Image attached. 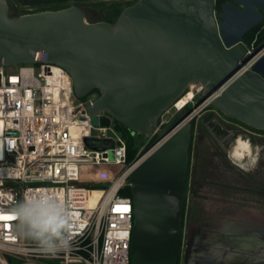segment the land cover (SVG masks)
<instances>
[{
	"label": "water",
	"instance_id": "95a60500",
	"mask_svg": "<svg viewBox=\"0 0 264 264\" xmlns=\"http://www.w3.org/2000/svg\"><path fill=\"white\" fill-rule=\"evenodd\" d=\"M0 0V67L40 63L63 67L78 98L98 91L87 113L108 127L112 119L132 133L157 137L129 181L134 206L132 264H178L181 220L190 163L191 118H160L192 84L204 102L224 115L264 131V42L247 54L244 37L264 20V0H138L115 23L89 22L69 7L12 17ZM173 133V134H171ZM163 141V142H162ZM162 142V143H161ZM105 151L111 140L86 139ZM160 144V145H159Z\"/></svg>",
	"mask_w": 264,
	"mask_h": 264
},
{
	"label": "built area",
	"instance_id": "2783aa9c",
	"mask_svg": "<svg viewBox=\"0 0 264 264\" xmlns=\"http://www.w3.org/2000/svg\"><path fill=\"white\" fill-rule=\"evenodd\" d=\"M256 47L254 41L247 54ZM263 52L243 69L251 70ZM38 65V71L34 65L15 66V72L0 67V216L13 217L0 220V264H132L134 206L132 197L122 192L130 187L132 169L152 147L128 163L127 143L113 128L114 120L108 127H96L92 119L108 114L87 113L99 95L77 103L81 98L63 67ZM196 86V95L205 91L202 84ZM178 103L171 107L177 113L183 109ZM163 125L159 120L158 129ZM151 137L155 141L156 132ZM86 139L111 140L112 146L95 150ZM85 167L104 169L85 174ZM106 180L110 185L103 198L91 206L92 186ZM40 193L54 195L71 210L69 245L55 255L40 253L34 242L21 237L12 215L16 202Z\"/></svg>",
	"mask_w": 264,
	"mask_h": 264
},
{
	"label": "flooded vegetation",
	"instance_id": "af4514ba",
	"mask_svg": "<svg viewBox=\"0 0 264 264\" xmlns=\"http://www.w3.org/2000/svg\"><path fill=\"white\" fill-rule=\"evenodd\" d=\"M260 28L264 31V20ZM188 92L187 90L184 95ZM196 96L194 93L189 101L188 98L183 100L184 103L188 102L180 111L191 118L192 141L181 220V248L178 264L181 262L182 255L185 256L183 264H230L229 261L221 263L210 259L211 251L202 252L205 245L201 232L205 227L199 223L202 222L203 215L206 213V209L201 205L204 202L202 197L212 194L215 190H221L229 193L230 197H242L245 201L264 200V131L253 129L222 112L218 117L223 116L221 120L227 125H223L218 117L212 115L204 117L205 113L212 109L207 108L208 104L205 105L203 95L199 100ZM237 135L241 138L250 135L248 141L255 147L257 160H260V155H263L259 162L243 163L233 158L232 148L239 139L235 138ZM195 140H197L196 147L193 144ZM250 165L254 166L253 169H248ZM189 197L195 201L191 206L188 203ZM234 254L233 251H226L224 247L218 249L219 257L226 255L231 257ZM244 254L246 253H236L241 256ZM229 257L228 260H232Z\"/></svg>",
	"mask_w": 264,
	"mask_h": 264
},
{
	"label": "rangeland",
	"instance_id": "374dc122",
	"mask_svg": "<svg viewBox=\"0 0 264 264\" xmlns=\"http://www.w3.org/2000/svg\"><path fill=\"white\" fill-rule=\"evenodd\" d=\"M138 0H8L10 4V14L12 17H18L24 14L38 13L48 10H60L69 7H79L86 13L89 22L105 21L113 13L114 7L126 8L129 5H133ZM255 38V32L248 33L245 42L249 46ZM248 51V48H245ZM36 71H38L39 65H34ZM16 68H10L9 72H15ZM199 86H196L194 90L188 89V91H194L196 93ZM204 93V92H203ZM203 93L198 94L196 99L199 100ZM97 96L98 93L94 92ZM87 98H81L77 100V103L85 101ZM177 104L178 107H183L184 101L180 99ZM191 106H189L190 108ZM209 110L206 115H212L218 117L222 114L219 109L213 105H208ZM177 114V110L171 108L168 113H165L160 119V123L163 122V126L167 125L173 117ZM218 117L220 120L222 119ZM223 125H227L226 122L221 120ZM113 128L123 138H128L136 143V158L143 156L153 145L154 137L138 136L131 131L128 132L126 127L119 122H113ZM98 132L94 131V135ZM108 135H112L108 132ZM250 136V135H249ZM249 136L243 137L248 140ZM239 138V135L235 137ZM194 147L197 146V140L193 143ZM253 144V143H252ZM261 157L263 155H260ZM261 157L259 158L261 160ZM110 160H113V153H110ZM260 160H257L259 162ZM253 165H250L248 169H253ZM85 167L84 169H86ZM98 169H104L103 167H89L84 171L85 174H98ZM94 171V172H93ZM94 174V175H95ZM98 184L93 185L89 193L90 203H98L104 196L106 189L110 185V181H100ZM130 183V181H129ZM228 194V195H226ZM189 197V204L195 201ZM203 207L206 209V213L203 215L202 230L204 248L202 252H210L212 259L215 262L224 263L229 261L230 264H264V200L260 201H245L242 197H230L229 193L221 190H215L208 196H203ZM230 212V213H228ZM221 228V229H220ZM195 235V234H194ZM224 247L226 251H233L235 253L231 257L218 256V249ZM185 248L183 249L184 253ZM224 251V250H223ZM246 253L243 256L236 255V253ZM184 255L180 258V264L184 262ZM228 257L232 260H228ZM46 264H53V262H47ZM225 264V263H224Z\"/></svg>",
	"mask_w": 264,
	"mask_h": 264
},
{
	"label": "clouds",
	"instance_id": "9594fccd",
	"mask_svg": "<svg viewBox=\"0 0 264 264\" xmlns=\"http://www.w3.org/2000/svg\"><path fill=\"white\" fill-rule=\"evenodd\" d=\"M12 215L21 237L34 242L37 251L55 255L68 247L71 210L54 195L28 194L16 202Z\"/></svg>",
	"mask_w": 264,
	"mask_h": 264
},
{
	"label": "trees",
	"instance_id": "16d2710c",
	"mask_svg": "<svg viewBox=\"0 0 264 264\" xmlns=\"http://www.w3.org/2000/svg\"><path fill=\"white\" fill-rule=\"evenodd\" d=\"M227 1H229V0H216V9L220 10L222 5L224 3H226ZM129 6H131V5H129ZM124 9L125 8H122V7H114L112 15L110 17H108L105 21L110 22V23H115L117 21L118 17L123 12ZM260 27H261V25L253 30L255 32V38L251 42V44L254 41H256V44L258 46V45H260L261 43L264 42V31L261 30ZM96 93H99V92L96 91ZM127 130H128V132H130L129 129H127ZM124 139H125V141L127 143V162L131 163L135 159L136 149H137L136 148L137 141L134 142V141H132V140H130L128 138L127 139L124 138ZM232 155H233V158L237 162L253 163V162L257 161V154H256V151H255V147L252 145V143L250 141H248V140H246L244 138H241V137H239V139L236 140V142L234 143L233 148H232ZM122 193L132 197V191H131L130 187H127L125 190H123ZM183 210H184V208H183ZM27 240L29 242H32L29 239H27Z\"/></svg>",
	"mask_w": 264,
	"mask_h": 264
},
{
	"label": "bare ground",
	"instance_id": "6f19581e",
	"mask_svg": "<svg viewBox=\"0 0 264 264\" xmlns=\"http://www.w3.org/2000/svg\"><path fill=\"white\" fill-rule=\"evenodd\" d=\"M242 71H246V70L243 69ZM198 84H199V83H198ZM195 85H196V84H192V85L189 87V89H191V90L193 89V90H194ZM216 95H219V94H218V93H215L214 96H211L209 99H207V100L204 102L205 105H206V106H207V104L210 105V102L212 101V99H213L214 97H216ZM193 96H194V92H193V91H189L186 95H183V98L181 97L180 99H182V100H186V98H188V101H189L190 99L193 98ZM180 99H179V100H180ZM179 100H178V101H179ZM178 101H177V102H178ZM188 101H186V103H184L183 106H185V105L187 104ZM177 102H176V103H177ZM189 119H190V118H187L185 121H183L182 124H181L176 130H174L173 133H175L180 127H182V126H183V125H184ZM173 133H171V134H173ZM162 142H163V141H162ZM162 142H161V143H162ZM159 145H160V144H159ZM136 165H137V164H136ZM136 165H135V166H136ZM135 166H134V168H135ZM134 168H133V169H134ZM133 169H132V170H133ZM132 170H131V171H132ZM120 182H121V181H120ZM90 205L93 206L94 204H93V203H90Z\"/></svg>",
	"mask_w": 264,
	"mask_h": 264
},
{
	"label": "snow or ice",
	"instance_id": "6c2138e0",
	"mask_svg": "<svg viewBox=\"0 0 264 264\" xmlns=\"http://www.w3.org/2000/svg\"><path fill=\"white\" fill-rule=\"evenodd\" d=\"M13 217L11 216H0V220H12Z\"/></svg>",
	"mask_w": 264,
	"mask_h": 264
}]
</instances>
